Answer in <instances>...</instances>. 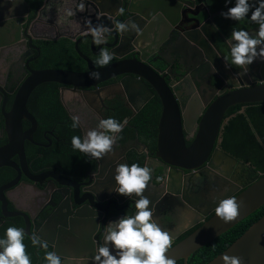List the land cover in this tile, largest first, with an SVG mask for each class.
Masks as SVG:
<instances>
[{
    "label": "water",
    "instance_id": "95a60500",
    "mask_svg": "<svg viewBox=\"0 0 264 264\" xmlns=\"http://www.w3.org/2000/svg\"><path fill=\"white\" fill-rule=\"evenodd\" d=\"M19 1H22L26 7L28 6L25 1ZM49 1L51 0H48V3ZM56 4L65 9V13L68 10L67 6L70 8L75 6L74 10L72 9L73 12L63 14V19L67 21L68 32L64 35L60 34L56 38H36L35 41L68 39L75 43V50L79 57L86 62L88 71L79 73L51 69L29 70V78L19 88L13 108L6 115L10 143L6 148L0 149V160L5 158L6 153L17 151L21 161H25V142L26 140L31 141L33 133L38 129V122L28 111V104L33 93L43 85L58 84L62 86L61 98L64 105H66L65 99L70 93L82 95L87 103L100 96L107 99L114 93L126 95L131 100L139 99L134 116L156 93L162 104V114L156 151L157 160L152 161L155 167L163 169L164 189L160 194L152 192L154 185L151 181L145 189L144 195L150 200V208L154 209V219L157 224L162 230L167 231L172 239V247L166 255L175 263L182 260L184 264H188L191 256L197 251L229 232L264 206V177L257 176L248 187L243 186V191H241L238 187L242 183H240V179L234 177L233 173L240 168L242 174L245 169L243 164L222 151H216L212 159L208 161L221 135L225 115L229 109L235 106L264 103V60L257 59L248 66L247 74H244L236 66L226 67L224 55L228 50L227 41L230 39L221 33L214 22L215 17L221 13L211 14L206 4L199 5L197 0H56ZM12 6L11 10L18 9L10 4V7ZM81 9L84 10L83 13L79 12ZM126 15L128 18L125 20ZM202 15L207 17L205 21L202 20ZM116 21L125 24L134 23L137 28L119 32L115 28ZM51 25L56 31L57 25ZM3 26L4 24L0 25L1 28ZM91 27L107 29L102 37L104 40L102 45L113 53L114 58L119 59V62L98 69L92 60L79 50L80 43L84 41H89L92 47L95 46V38L90 31ZM258 28L248 30V32L255 35ZM170 32L176 34L179 39L177 49H175L178 55L175 65L180 74L187 73L186 67L192 61L195 65L194 73H203L205 69L207 73L216 74L217 72L221 78L225 79L232 92L214 101L213 98L209 102L201 103L199 99L191 100L190 109L186 110L183 98L188 94L182 92V86L169 84L166 80L168 75H165L163 71H155L147 61L154 44L158 42L160 45L166 44ZM102 47L100 46V49ZM128 47L130 51L126 54L124 50ZM165 49L167 50V48ZM132 54L134 57L131 60H126ZM161 59L165 61V64H170L164 58ZM200 67L202 68L198 69ZM95 71L100 73L99 80L90 78V74ZM226 74L230 76V79L225 77ZM248 76L253 77L252 82ZM118 77H125L121 85L112 88H99L100 85ZM210 84L208 82V85H205V91H209V86L212 87V90L214 89ZM90 89L95 92L89 91ZM147 96L149 98H146ZM210 103L212 104L208 107ZM207 107L208 109L204 113ZM203 113L199 135L194 144L188 148L185 140V133L190 134V131L186 129L189 121L187 115H191L192 121H190L196 123ZM24 120H28L32 125L28 132L23 130ZM136 142L138 145L133 146L132 150H137L138 146L143 150L146 149L143 144ZM130 150V148L127 149V153ZM144 155L146 156V153ZM106 156L98 160L101 165V173L97 174L94 179H85V183L79 189L77 187L75 189L71 181L67 182V185L60 184L61 187L69 189L70 201L77 208L74 214L80 218L77 220H82V222L74 223L78 224L83 233H86L85 231L91 227L90 220L95 216H105L106 220L109 216L107 210H98L99 204L96 205L97 203L104 205L112 198L119 202L118 193L115 192L117 185L114 179L115 170L118 167L117 161L110 158L107 160L109 163L105 165ZM150 162L151 160L148 159L147 167ZM0 164V166L13 167L19 171V167L10 161ZM206 164L207 167L202 171L201 168ZM183 171L192 172L189 180L190 185L192 182L200 185L205 178L212 175L221 182L231 179L235 184L232 186V191L222 194L219 199L208 204L206 210H203L198 207L201 204L200 199L196 198V200L190 201L185 198L187 177H184ZM229 198L235 199L239 205V215L235 220L225 223L217 217L215 210L221 200ZM135 199H137L135 195H133V199H129L131 215L135 213ZM190 199L192 200V198ZM0 202H3V210L6 212V202L2 190H0ZM83 211L86 213L84 214ZM213 214L214 216L207 220ZM27 221L24 230L26 235L30 237L37 235L42 240L41 233H38L39 230L33 231L30 219L27 218ZM197 227L199 228L188 238L175 244L181 235ZM88 240L89 243L85 240H76L70 248L68 247L74 253L64 254L61 252L63 255L57 253L58 245L47 244L54 248L58 256L66 260L65 264H95L96 247L90 237ZM66 250L68 251V249ZM225 255L239 258L241 264H264V217L209 264H225L223 259Z\"/></svg>",
    "mask_w": 264,
    "mask_h": 264
},
{
    "label": "flooded vegetation",
    "instance_id": "af4514ba",
    "mask_svg": "<svg viewBox=\"0 0 264 264\" xmlns=\"http://www.w3.org/2000/svg\"><path fill=\"white\" fill-rule=\"evenodd\" d=\"M23 1H25V3L28 5L27 7L22 3V1L19 0H0V18H2L0 19V25L4 24L2 28L0 27V149L6 148V146L10 143V137L6 127V115L9 114L13 108L15 97L19 88L25 82V80L29 78V70L31 69L33 71H37L35 66L42 57V47L39 44L41 40L35 41V39L46 37L56 38V36L60 34L64 35L68 32L65 30V28H59L56 26L57 29L54 33H43L42 31H39V29L42 28L41 25L45 22L46 24L50 25L55 24L51 14L57 13L59 15H65L69 12H73L75 8V6H73V8L67 6L68 10L65 13V9L60 8L56 4V0H51L49 3L48 0H43L42 5L37 8L35 7L36 4L35 1L33 2V0ZM10 4H13L14 7L18 9L14 12H10L9 10L13 8V6L10 7ZM79 12L83 13L84 10L81 9ZM8 17H11V20H8ZM127 18L128 16L126 15L125 20ZM206 18L207 17L205 15H202L203 21H205ZM178 42L179 39L177 38L176 34L170 32L166 44L160 45L159 42L154 44V46L151 48L150 55L147 57V61L149 66L155 71H163L165 75H168L166 80L169 84L182 86V92L188 94L185 98H183V105L186 107V110L190 109L189 106H191V100L196 101L199 99L201 103L204 101L209 102L213 98L214 101L227 95L229 92H232V89L227 86L225 79L221 78L217 72L216 74H212L210 72L207 73V70L205 69L203 73H194L195 65L192 61L186 67V72H189V74H180L175 65L176 60H178V55L176 54L175 50L177 49L176 47ZM100 46L102 47L103 45L95 44V46L92 47L89 41H84L80 43L79 50L84 55H87V57H89L95 65V61L99 55L98 53L103 48H106L103 46L100 49ZM165 48H167V50ZM124 51L126 54L129 53V47ZM133 57L134 55L132 54L127 57L126 60H131ZM161 58H164L170 64H165V61ZM117 62H119V59L114 58L109 65L115 64ZM84 63L86 62L84 61ZM95 67L100 69L96 65ZM201 68L202 67L198 69ZM225 77L230 79L228 74H226ZM124 78L125 77L115 78L100 85L99 88L103 89L117 87L121 85V82ZM249 80L252 82L253 77H249ZM242 81L245 82L243 79ZM208 82L211 83L210 85H212L214 89L212 90V87L209 86V91L207 92L204 88L206 84L208 85ZM62 89L63 87L60 86L61 102ZM89 91L95 92L93 89H90ZM154 94V97L151 98L150 101L135 116V108L139 103V99L131 100L126 95L114 93L113 96H110L107 99L100 96L99 98H95V100L91 99L92 101L90 100V102L87 103L82 95L75 93L68 94L65 99L66 105H64L62 102V105L69 118L66 123L58 122L51 130L45 131L42 134L40 133L38 124V129L33 133L32 140H26L25 142L24 162L21 161L20 155L17 153V151L6 153L7 155H4L5 158L0 160V163L10 161L19 167V171H17L13 167L0 166V190H2L3 197L6 202V212L3 210V202H0V238H3L7 227L15 226L25 230L28 218L32 224V230H39L38 233H41V238L44 242L55 243L56 246L58 245L57 253L60 255H63L61 252L64 254H69L74 253V251L69 250V248L76 240H85V242L89 243V237L97 249L99 244H103V232L105 230V225L110 221H115V219L125 214L131 215L129 211V208L131 207L129 199L125 196L117 194V199H119V202L112 198L104 205L101 203L96 204H99L98 210H107L109 212L107 220L105 216H95L90 220L92 224H90L91 227L85 231L86 233H83L78 224L74 223L82 222V220H77L80 218L76 217L74 214L77 208H75V205H73L70 201L69 189L67 190L61 187V185H67V182L71 181L73 182L74 188L76 189L77 187L79 189L80 186L85 183V179H94L96 178L97 174L101 173V165L99 164L98 160L86 154H84V157L87 158L86 160H88L91 165L85 167L84 163L86 161L83 160V166L80 170H78L77 167H71L72 164L68 159L61 158L58 155L60 152L68 151V153H71L74 150L71 140L61 137L60 133H58V129L68 128L70 125H72V118L74 116L79 117L81 120V125L76 129L83 139V136L88 130L98 127L101 119L112 117L119 122L120 118L118 116V112L128 110L131 115L128 118L125 117L122 120L121 123L124 124L123 130L116 134L118 139L113 145L112 152L107 154L104 164L106 165V163H109L107 160L113 158L117 161V166L119 164L126 163L130 166L132 156L134 154L145 159V166L147 160H151L149 168L152 170L151 181H153L154 185L152 186V192L160 194L164 189L163 169L155 167L152 160H157L156 151L159 138V124L161 115L155 129V131H157L155 137L156 148H152L150 145L142 142L138 133H136V137L134 139H131L125 143L122 142V139L124 138V131L130 126L129 124L132 119L141 115V113L145 111L146 107L156 98L159 99L158 95L156 93ZM195 97L196 99H194ZM146 98H149V96ZM211 104L212 103H210L208 107H210ZM208 107L205 109L204 113L207 111ZM231 109L232 108H230L225 115L222 125L223 128L220 132L221 135L219 136L215 144L214 151L208 161L212 159L216 151L225 152L230 157L234 158L230 153L226 152L222 148L225 128L229 125L230 121L235 118V115H230L229 113ZM28 111L36 118L30 109V101L28 104ZM245 111L246 105L242 107L239 113L243 114ZM204 113L201 114L198 122L196 123H192V116L187 115L189 121L187 123L186 129L190 131V134L185 133V140L188 148L194 144L199 135L201 118L203 117ZM125 121L127 123H124ZM31 127L32 125L28 120L23 121L24 132H28ZM66 134L70 135V133L67 132ZM136 141H138L139 144H143L146 149L143 150L140 146H138L137 150H132L133 146L138 145ZM129 148L131 150L127 153V149ZM74 151L79 152L78 150ZM145 153L146 156L144 155ZM70 160L73 161L72 163L79 164L77 159ZM236 160L245 166V169H243L244 172L242 171V174L240 173V168L238 171L233 173L234 177L240 179V183L242 184H240L238 188L243 191V186L248 187V185L251 184V181L257 176L261 177V174L255 170V167L251 163H245L243 161H239L238 159ZM206 167L207 164L204 165L201 170L204 171ZM183 174L184 177H187V191H185V198L190 201L196 200V198L200 199L201 204L198 207L203 210H206L205 208L207 205L212 201L219 199L222 194L232 191V186L235 184V182H232L231 179H227V182H221L212 175L209 178H205L200 185H196L194 182H192L190 185L189 180L192 172L183 171ZM221 179L225 180L223 177H221ZM151 181L149 183H151ZM190 198H192V200ZM83 212L84 214L86 213V211ZM213 216L214 214L211 215L207 220ZM185 234L181 235L180 238H182ZM25 238L30 241V236L26 235ZM178 240L175 244H177ZM35 248L36 255L39 256L42 254L44 257L45 250L42 248ZM66 249H68V251ZM48 251L55 252L54 248L50 246ZM65 261L66 260L62 258V264H65Z\"/></svg>",
    "mask_w": 264,
    "mask_h": 264
},
{
    "label": "clouds",
    "instance_id": "9594fccd",
    "mask_svg": "<svg viewBox=\"0 0 264 264\" xmlns=\"http://www.w3.org/2000/svg\"><path fill=\"white\" fill-rule=\"evenodd\" d=\"M225 6L227 11L221 12L225 20L240 22L248 18L259 25L255 35L245 30H235L227 41L225 66H236L247 74L248 66L257 59L264 60V0H225ZM9 11L14 12V9ZM7 19L11 20V17ZM115 28L119 32H126L135 30L137 25L116 21ZM90 31L96 44L104 43L102 37L107 29L91 27ZM113 59V53L103 48L95 65L103 68ZM90 78L99 80V71L92 72ZM80 125V118L74 116L71 127L75 129ZM123 127V123L112 117L101 119L98 127L88 130L83 139L73 136L72 147L92 158L102 159L112 152L118 139L116 134L120 133ZM115 171V192L128 199H133L135 194V213L125 214L105 225L103 244L96 249L95 264H175V261L166 255L172 247V239L169 233L157 224L154 209L150 208V200L144 195L152 179V170L133 163L130 166L119 164ZM215 211L217 217L228 223L239 215V205L235 199L229 198L221 200ZM25 237L26 233L22 228L7 227L3 238H0V264H31V258L26 253ZM30 241L33 247L45 250L43 259L47 264H62V258L54 251H48L49 245L37 235H32ZM223 259L225 264H241L237 257L225 255Z\"/></svg>",
    "mask_w": 264,
    "mask_h": 264
},
{
    "label": "trees",
    "instance_id": "16d2710c",
    "mask_svg": "<svg viewBox=\"0 0 264 264\" xmlns=\"http://www.w3.org/2000/svg\"><path fill=\"white\" fill-rule=\"evenodd\" d=\"M35 1V7H40L43 0ZM198 4H206L211 14L216 15L221 12L227 11L225 6V0H197ZM229 6V5H228ZM234 6V5H231ZM251 13H249L250 17ZM215 23L220 31L226 38H231V33L235 30H251L258 28L259 25L251 22L246 18L243 21L235 22L225 20L221 14L215 17ZM39 44L42 47V57L37 63L35 68L37 70H65L72 72H86L87 65L78 56L75 51V45L73 42L66 38L58 41H40ZM243 106H235L229 112L230 115H235L228 126L225 128L222 148L226 152L230 153L234 158L245 163H251L255 170L264 177V103L255 105H246V111L240 114V110ZM30 109L36 116L40 128V133L51 130L58 122L66 123L69 118L66 110L64 109L60 100V85L58 84H46L39 87L30 100ZM161 102L158 98L152 101L141 115L132 119L130 126L124 131V138L122 142L125 143L136 137L138 133L139 138L145 144L150 145L152 148H156L155 137L157 131L156 126L159 122L161 115ZM120 118L119 122L126 117L128 118L131 113L128 110L118 112ZM145 117V118H143ZM70 123V121H69ZM74 131V132H73ZM70 133V135H67ZM61 137L72 140L73 136H80L78 130L72 128L71 125L68 128L58 129ZM81 137V136H80ZM82 139V138H81ZM154 139V140H152ZM59 157L66 158L72 164L71 167L78 170L83 166L91 165L87 158L84 157V153L77 151L60 152ZM70 159H77L79 164L72 163ZM136 163L141 167H145V159L132 156L131 164ZM81 165V166H80ZM264 217V206L249 218L241 222L239 225L231 229L226 234L222 235L206 247L197 251L188 261V264H209L219 255L224 253L230 248L237 240H239L255 223ZM199 227L189 231L177 242L180 243L191 234H193ZM24 243L26 245V253L31 258V264H47L43 259V255H36V248L32 246L31 241L25 238ZM175 264H184V261H178Z\"/></svg>",
    "mask_w": 264,
    "mask_h": 264
},
{
    "label": "rangeland",
    "instance_id": "374dc122",
    "mask_svg": "<svg viewBox=\"0 0 264 264\" xmlns=\"http://www.w3.org/2000/svg\"><path fill=\"white\" fill-rule=\"evenodd\" d=\"M52 15V19L54 20L55 24L57 25V27L59 28H65L66 31H68V29L66 28L67 25V21L65 19H63V15H59V14H51ZM42 28L39 29V31H42L43 33H48V34H52L55 32V29H53L52 25L43 23L41 25Z\"/></svg>",
    "mask_w": 264,
    "mask_h": 264
}]
</instances>
